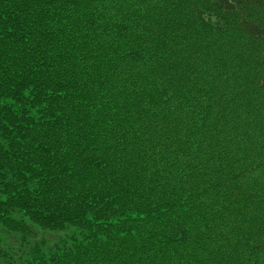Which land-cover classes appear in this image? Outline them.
Returning a JSON list of instances; mask_svg holds the SVG:
<instances>
[{"label": "trees", "instance_id": "obj_1", "mask_svg": "<svg viewBox=\"0 0 264 264\" xmlns=\"http://www.w3.org/2000/svg\"><path fill=\"white\" fill-rule=\"evenodd\" d=\"M1 231L0 264H264V0H0Z\"/></svg>", "mask_w": 264, "mask_h": 264}, {"label": "rangeland", "instance_id": "obj_2", "mask_svg": "<svg viewBox=\"0 0 264 264\" xmlns=\"http://www.w3.org/2000/svg\"><path fill=\"white\" fill-rule=\"evenodd\" d=\"M0 237L2 239V248L5 249L11 256L17 257L18 249H22L21 245L18 243H13L11 237L6 233L0 232ZM47 239L54 240V236L48 235ZM26 250V248L22 249Z\"/></svg>", "mask_w": 264, "mask_h": 264}]
</instances>
